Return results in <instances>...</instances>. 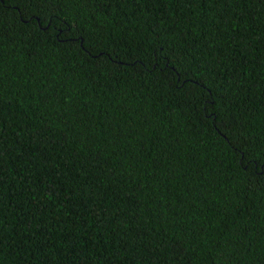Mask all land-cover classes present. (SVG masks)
I'll use <instances>...</instances> for the list:
<instances>
[{"label":"trees","instance_id":"1","mask_svg":"<svg viewBox=\"0 0 264 264\" xmlns=\"http://www.w3.org/2000/svg\"><path fill=\"white\" fill-rule=\"evenodd\" d=\"M0 264H264V0H0Z\"/></svg>","mask_w":264,"mask_h":264}]
</instances>
